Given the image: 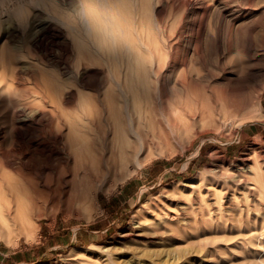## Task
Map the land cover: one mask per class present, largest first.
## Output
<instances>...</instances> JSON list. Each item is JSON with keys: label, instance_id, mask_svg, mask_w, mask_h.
I'll use <instances>...</instances> for the list:
<instances>
[{"label": "rangeland", "instance_id": "1", "mask_svg": "<svg viewBox=\"0 0 264 264\" xmlns=\"http://www.w3.org/2000/svg\"><path fill=\"white\" fill-rule=\"evenodd\" d=\"M115 14L105 26L79 0H0V264H264V0H132ZM128 62L158 122L123 167L89 188L80 169L74 185V152L48 124L72 111L94 128L83 98ZM60 160L72 200L24 219L9 176L26 200Z\"/></svg>", "mask_w": 264, "mask_h": 264}, {"label": "bare ground", "instance_id": "2", "mask_svg": "<svg viewBox=\"0 0 264 264\" xmlns=\"http://www.w3.org/2000/svg\"><path fill=\"white\" fill-rule=\"evenodd\" d=\"M134 68H135V65H132L128 62L127 66H124V68L120 72H118V73L115 72V73L110 74V76L107 78L110 87H108V89H106L107 91L105 90L103 97H100L101 95H98V94H93V95H89V96H86L83 98V100H82L83 105L82 106L84 107V110H82L83 114L82 115L80 114L81 120H84V118H86V117L89 118V121L94 126V128L93 127L90 128V129H92L91 132H90V129H89V131H87V130L84 131V129L83 130L78 129L79 127L77 125H75L76 127L74 126L75 123H73V121H76V120H74V118L71 119L70 115L73 116L76 114H72L71 113L72 111L70 113L68 111L69 115L66 112H65L66 114L63 113L65 116L63 118H65V119L67 118L66 121H64V122L68 123V125L66 123H63V121H62V120H64L63 118H61V116H63V114L61 116H59L62 120L59 119V121H57L56 124H51V125L48 124V123H51V121L47 123L49 125L47 128L48 134L46 133L45 136L47 137L49 135L52 138V141L54 140V142H55V139H53V138H56L57 143L61 142V139L58 142V139L60 138V136L63 137V138L61 137L62 139H64V137H65L66 142L69 143L71 148H72L71 149L72 151L71 150L69 151L70 147L67 148L68 149L67 152H74L73 154L75 155V162H74L75 165L71 166L74 169V176H73V179L71 181L72 183H74V185H75L76 179L79 176V170L80 169L83 170V178L86 181V183L85 182H83V183L89 188V187H91L90 183L92 184L93 180H98L101 175L110 174L111 172H114V170L117 169L118 167L119 168L121 166L123 167L124 164L129 160V156H137L140 153L141 141L144 139L145 135L147 137L149 136L150 126H155L154 124H157L155 122H158V121L153 119V117L156 115V112H157V110H156L157 108L155 105V97L148 95L150 90H148V86H147L146 82L140 78L138 73H136L138 71H135ZM142 88L144 91L142 90ZM145 90H148V91H145ZM142 91L144 92L143 96L141 95ZM71 94H73V92ZM63 98L64 97H62V99ZM71 98H73V97H71ZM71 98H68V99L70 100ZM64 100H65V98L62 100V102ZM80 103H81V101H80ZM101 105H103V106H101ZM75 113H77V112H75ZM73 117H75V116H73ZM75 119H76V117H75ZM78 121H80V120H78ZM13 123L14 122H12V124ZM47 124H46V126H47ZM13 125H15V126H12V128L9 129V136H10L9 140H10V145H12V146H13L14 142H17L16 140L19 141V139H17V137H16V133H21L20 131L22 130L21 125L20 126L18 125V127L16 126V124H13ZM62 125L67 126V127L69 126L68 132H63ZM43 126H45V125H43ZM41 128H43V127H41ZM40 130L41 129H39L38 131H40ZM43 131H46V130L43 129ZM39 133L42 134L41 132H39ZM42 135H44V134H42ZM50 137H47V138L49 139ZM48 139H47V141H48ZM43 140L45 141V138ZM41 141H42V139H41ZM19 143H18V145H19ZM44 144L46 146V144H48V142H44ZM56 144H54V145L56 147H58ZM14 145H15V143H14ZM37 145L38 144H36V146ZM59 145H60V143H59ZM38 146H37V148H40ZM52 146H50V147H52ZM64 146H63V148H64ZM21 147H23V146H21ZM60 147H61V145H60ZM16 148H17L19 153H21V154L25 153L26 149H23V148H25V146L23 148H18V147H16ZM41 148L43 149L44 147H41ZM41 148H40V150H41ZM45 148H44V150H45ZM52 148L54 149V146ZM63 148H61V149H63ZM17 150H15V153ZM48 150H45V151H48ZM57 150H59V149H57ZM38 151H36V152H38ZM54 151L56 152V150H54ZM63 151H62V153H63ZM12 153H14V151ZM12 153L9 152V155ZM41 153H43V152H41ZM60 153H61V151H60ZM60 153H58V154H60ZM64 153H65V151H64ZM16 154H18V153H16ZM47 154H48V156L52 155L49 153H47ZM118 154H120L119 158L116 156ZM61 156H62L61 157L62 159L65 157L62 154H61ZM58 157H59V155H58ZM46 158H48L47 155H46ZM51 158H53V157H51ZM57 159H59V158H57ZM246 159L247 158H244L243 161H245ZM48 160H45V161L48 162ZM49 161H52V159H50ZM63 161L65 162V160H62V161L60 160L58 163L60 164V162L62 163ZM66 162H67V158H66ZM66 162L64 163L66 165H64L63 163L60 165L55 164V168H56V166H58L57 169L55 170L56 172H58V175L56 174L57 177L55 179H54V173H55L54 172V166H53L52 162L50 163L53 166V171H51V172L49 171L50 172L49 174L47 172V175L44 174L47 177H46V179H44V177H43V179L45 181L43 183L44 186H42V187H41V181L42 180L40 181L38 178H36L37 176L35 177V175H38V174H39V177H41V175H43L40 172V171H42V169L40 170V168H42V166L39 168L40 173L36 174L38 171V170H36L35 174H33L35 177V181H34L32 175H30L33 180H31L29 182L31 184L28 183L29 185L25 187L24 196L26 197V200H24L23 196H21L22 198L19 196V194H21L20 189L17 188L14 181L9 176V194L11 195V191L16 192V199H15L16 201L14 200L16 203V209H17V211H19V210L21 211L24 219H32V218L39 217L41 215L43 207H45V205H46V202H48L50 200L56 201L55 199L58 198L59 200L58 199L57 200L61 201V199H63L64 196L67 198V199L65 198L66 201L72 200V198H73L72 190L70 192L65 190L66 183H68L67 182L68 180L65 179V175L70 171V169H69L70 163L67 164ZM21 163H23V162H21ZM39 163H41V162H39ZM45 164H47V163H45ZM37 166H39V164H36V167ZM23 167L21 166V168H23ZM25 167H26V165H25ZM27 168H28V166H27ZM48 168H52V167H48ZM35 169H37V168H34V170ZM31 171H33V170H31ZM45 171H46V169H45ZM23 176H25V174ZM29 180L30 179H27L26 181H29ZM194 180H197V179H194ZM186 184H190L191 186L201 188L203 185V182H199L198 185H195V183L193 181L192 182L188 181V182H186ZM87 187L84 188L85 190H82V192L85 191V195H83L84 198H85V196L88 195L87 194L88 191L86 190V189H88ZM15 189H16V191H15ZM89 190L91 191V189H89ZM82 194H84V193H82ZM63 201H65V200H63ZM11 202H13V199H11V197H10L9 198V214L10 215H11V212L13 209V204H11ZM43 203L45 204L44 206H43ZM50 203H52V202H50ZM54 203L56 206V204L60 203V202L56 201ZM48 204H49V202H48Z\"/></svg>", "mask_w": 264, "mask_h": 264}, {"label": "snow or ice", "instance_id": "3", "mask_svg": "<svg viewBox=\"0 0 264 264\" xmlns=\"http://www.w3.org/2000/svg\"><path fill=\"white\" fill-rule=\"evenodd\" d=\"M130 3L132 0H79L83 15L105 26L107 21L103 17L110 15L113 19H117L115 13Z\"/></svg>", "mask_w": 264, "mask_h": 264}]
</instances>
